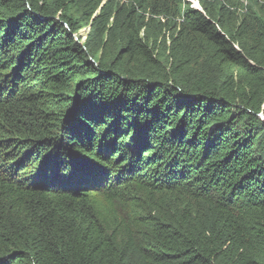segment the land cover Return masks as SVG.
Listing matches in <instances>:
<instances>
[{
	"label": "trees",
	"instance_id": "1",
	"mask_svg": "<svg viewBox=\"0 0 264 264\" xmlns=\"http://www.w3.org/2000/svg\"><path fill=\"white\" fill-rule=\"evenodd\" d=\"M254 1L0 0V264H264Z\"/></svg>",
	"mask_w": 264,
	"mask_h": 264
},
{
	"label": "rangeland",
	"instance_id": "2",
	"mask_svg": "<svg viewBox=\"0 0 264 264\" xmlns=\"http://www.w3.org/2000/svg\"><path fill=\"white\" fill-rule=\"evenodd\" d=\"M116 1L119 2V0H116ZM188 2H191L192 4L197 5V7L199 8L198 0H188ZM262 5L263 3L261 1L255 2L254 0H246L245 2V6L247 8L251 9L253 12H256L258 14H259V7ZM246 13H247V9L242 12V15ZM145 16H147V14H145Z\"/></svg>",
	"mask_w": 264,
	"mask_h": 264
}]
</instances>
